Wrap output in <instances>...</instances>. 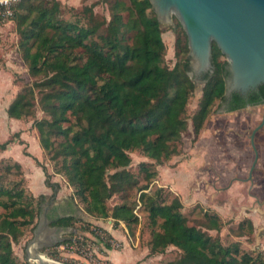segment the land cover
<instances>
[{"label": "trees", "instance_id": "16d2710c", "mask_svg": "<svg viewBox=\"0 0 264 264\" xmlns=\"http://www.w3.org/2000/svg\"><path fill=\"white\" fill-rule=\"evenodd\" d=\"M17 10L18 47L34 81L19 91L7 114L24 120L35 117L40 106L45 116L33 125L42 148L55 161V173L64 175L74 189L72 199L113 226L138 223V207L147 212L151 253L169 246L181 251L171 264H264L262 254L254 257L239 243L223 245L208 232L220 229L217 214L205 212V223L192 224L179 196L168 201L163 187L150 189L158 175L155 164L179 153L189 118L199 133L223 97L226 57L217 44L212 75L204 80L198 109L189 117L196 80L186 71L188 37L174 16L177 61L170 68L165 64L164 29L150 0H112L109 20L98 19L93 7L83 17L67 20L59 0H19ZM13 142H0V150ZM134 150L152 160L139 163L138 173L130 169ZM12 166L7 164L4 171L10 173ZM41 166L46 184L57 192L59 184L51 183L47 167ZM14 167L22 169L18 162ZM140 172L146 183H141ZM15 185L0 184V264H19L13 241L25 227L35 231L43 210L25 196L20 183ZM135 193L137 198L128 202ZM114 196L123 202L111 207L108 201ZM52 214L51 226L75 228L76 215ZM249 226L253 230L251 221Z\"/></svg>", "mask_w": 264, "mask_h": 264}, {"label": "rangeland", "instance_id": "374dc122", "mask_svg": "<svg viewBox=\"0 0 264 264\" xmlns=\"http://www.w3.org/2000/svg\"><path fill=\"white\" fill-rule=\"evenodd\" d=\"M10 1L13 16L7 17L0 14L4 18L0 22V142L8 140L9 136L16 142L19 141L20 135L25 130H29L31 133L32 130H37L33 125L36 118L41 119L45 116L39 105L35 117L20 120L21 122H14L7 114L10 103L19 91L34 81L18 47L19 12L17 2L19 0ZM59 1L62 4V16L67 20L83 17L88 7H93L98 19H110V2L112 0ZM171 25H162L163 39L166 44L165 64L170 68L177 61V33L171 28ZM222 59L224 60L225 57L222 56ZM203 85V82L199 83L196 80V88L187 107L189 117L198 109ZM217 107L218 102L214 104L202 129L197 134L194 133L192 121L189 118V128L183 134L179 153L160 165L155 164L158 175L150 185V189L154 191L163 187L168 201L179 196L184 203L183 212L192 224L205 223V212L212 215L217 214L221 227L219 230L208 231L213 237H219L223 245L239 243L242 251L249 252L254 257L259 253L264 256V207L259 205L261 199L264 198V190L260 186L262 177L256 173L253 185L244 180L247 175L245 170L229 174L228 167L231 163L227 158L228 143L234 138L240 145L239 149L234 150L235 154L246 159L248 164L251 162L252 155L250 153L245 155L247 138L246 131L243 129L246 126L250 128L255 125L259 118L252 114V111L248 112L247 110L235 113H216ZM253 111L256 109L254 108ZM35 134L39 136L38 130ZM240 136L242 137L240 138ZM22 147V152L27 154L28 147L25 144H22ZM130 155L132 157L130 169L135 173L139 172V163L152 161L140 150H134ZM14 163L15 161L7 158L4 151L0 150V184L15 187V184L20 183L25 190V196L33 198V205L35 207L40 204L43 206L41 214L44 213L46 207H49V201L54 203L58 200L61 201L58 197H74V189L69 185L67 178L62 174L55 173V161L51 159L49 153L44 151L43 162H39V165L43 164L47 167L51 175V183L59 184L60 188L57 192H55V188L46 184V178L45 185L51 189L49 194L32 192L27 186L23 168L17 169L14 167ZM7 164L13 165L10 173L4 171ZM244 167L248 168V165ZM140 176L141 183H146L144 174L140 172ZM175 184H179L180 188H175ZM135 198H137L136 193L128 202ZM73 202L79 207L80 212L78 209L72 210L73 205L71 201L67 200L63 202V212L78 217L74 221L75 228L48 230L44 233L43 240L47 243L53 241L54 237L79 238L83 241L85 251H58L56 247L60 244L58 243L53 247L40 249L43 254L46 253L47 258L63 264H171L181 253L180 249L175 246H169L160 253H151V227L148 214L139 210V207L136 209L139 215L138 223L128 226L122 222L119 226H113L111 220H102L88 214L84 209V204L78 198H75ZM122 202L120 196H114L108 201V205L112 207ZM53 206L52 204L50 209ZM41 214L39 218H36L35 223L40 222ZM49 215L50 213H48V217ZM52 215L56 216V214ZM50 219L51 217H49ZM250 221L253 230H250ZM203 228L205 229V227ZM112 229H118L121 236L115 237L111 232ZM23 231V235L13 241L14 256L19 264H37L34 260L28 261L26 257V247L34 237L33 229L25 227ZM98 233L104 234L107 238L102 240ZM107 244L110 245V248Z\"/></svg>", "mask_w": 264, "mask_h": 264}, {"label": "water", "instance_id": "95a60500", "mask_svg": "<svg viewBox=\"0 0 264 264\" xmlns=\"http://www.w3.org/2000/svg\"><path fill=\"white\" fill-rule=\"evenodd\" d=\"M158 21L182 24L189 44L188 75L199 83L208 80L214 65L213 43L226 57L223 66L225 91L216 113L264 102V0H150ZM264 121L254 130L260 129ZM254 136V135H253ZM48 207L26 247L28 261L37 264H63L45 261L40 249L53 247L67 237L45 242L50 226ZM55 236V235H54ZM46 255V253H44Z\"/></svg>", "mask_w": 264, "mask_h": 264}, {"label": "crops", "instance_id": "0c3cea01", "mask_svg": "<svg viewBox=\"0 0 264 264\" xmlns=\"http://www.w3.org/2000/svg\"><path fill=\"white\" fill-rule=\"evenodd\" d=\"M11 118V117H10ZM14 122H21L19 119L16 118H11ZM14 131V129H13ZM15 132V131H14ZM33 132H37V130H32ZM31 131H24L20 135V139L23 141L22 144H25L27 148V152L29 154H25L22 152V144L19 141H15L11 143L8 148L4 151V154L7 158H10L11 160L18 162L23 170H24V175L26 177V182L27 186L29 189L34 192V193H43V194H49L51 189L45 185V172L43 168L39 165V162H43L44 159V149L41 146L39 136L35 133L32 134ZM32 134V135H31ZM10 139V136L8 137ZM2 142V141H1ZM177 185V186H176ZM175 188L179 189L180 185L175 184ZM61 196V195H60ZM61 201H55L53 203L54 206H58V213L57 215L59 216H64V215H73V214H65L63 211V202L71 201L72 210L73 209H78L77 205L73 202L72 197L70 198H65L64 197H58ZM65 200V201H63ZM79 211V209H78ZM80 212V211H79ZM103 222V221H102ZM99 223V222H98ZM100 224V223H99ZM109 230V227L107 228ZM115 237H120V232L118 229H112L111 231Z\"/></svg>", "mask_w": 264, "mask_h": 264}, {"label": "flooded vegetation", "instance_id": "af4514ba", "mask_svg": "<svg viewBox=\"0 0 264 264\" xmlns=\"http://www.w3.org/2000/svg\"><path fill=\"white\" fill-rule=\"evenodd\" d=\"M256 109V111H253V109ZM247 110L248 112H251L252 114H255L258 116V122L253 125L252 127L246 126L243 130L246 131V144L245 146L246 149V154L252 155V160L248 164L246 162V159L242 158L239 155H236L234 150L239 149L240 145L238 144V141H235L234 138H232V141L228 143V161L231 163L228 167V172L229 174L235 173V171L240 172V170H245L247 172L246 178L244 179L247 182H250L251 184L254 185L255 180H254V175L257 173L262 177V182L260 183V186L264 190V124L260 129H258L255 133L254 130L260 126V124L264 121V102L259 103V104H254V105H249V106H243L240 109H235V110H229L225 111L223 113H235L238 111H245ZM254 135V136H253ZM242 136H240L241 138ZM239 151V150H238ZM248 168H245L244 166H247ZM50 204V205H49ZM53 202L49 201L48 205V213H53L56 214L58 213V206H53L50 209V206H52ZM259 205L264 207V198L261 199L259 202ZM55 210L53 211V209ZM50 209V210H49ZM53 219V218H51Z\"/></svg>", "mask_w": 264, "mask_h": 264}, {"label": "built area", "instance_id": "2783aa9c", "mask_svg": "<svg viewBox=\"0 0 264 264\" xmlns=\"http://www.w3.org/2000/svg\"><path fill=\"white\" fill-rule=\"evenodd\" d=\"M10 3H11L10 0H0V14H4L7 17L13 16V11L10 7L11 6ZM98 234L102 240H105L107 238L102 233H98ZM56 247L58 251H63V250L82 251V252L85 251L83 241H81L79 238H74L70 242H62Z\"/></svg>", "mask_w": 264, "mask_h": 264}, {"label": "bare ground", "instance_id": "6f19581e", "mask_svg": "<svg viewBox=\"0 0 264 264\" xmlns=\"http://www.w3.org/2000/svg\"><path fill=\"white\" fill-rule=\"evenodd\" d=\"M41 257L47 262H52L53 261L52 259L47 258L46 255H44L43 253H42Z\"/></svg>", "mask_w": 264, "mask_h": 264}]
</instances>
